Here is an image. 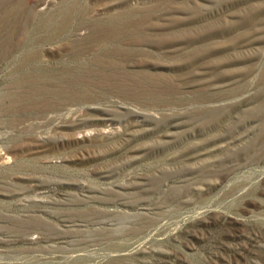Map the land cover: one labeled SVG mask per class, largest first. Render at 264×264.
I'll return each mask as SVG.
<instances>
[{
  "label": "rangeland",
  "instance_id": "rangeland-1",
  "mask_svg": "<svg viewBox=\"0 0 264 264\" xmlns=\"http://www.w3.org/2000/svg\"><path fill=\"white\" fill-rule=\"evenodd\" d=\"M0 264H264V0H0Z\"/></svg>",
  "mask_w": 264,
  "mask_h": 264
}]
</instances>
